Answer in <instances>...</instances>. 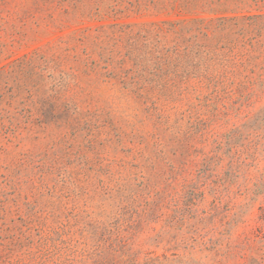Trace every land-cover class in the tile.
I'll list each match as a JSON object with an SVG mask.
<instances>
[{"label": "rangeland", "instance_id": "obj_1", "mask_svg": "<svg viewBox=\"0 0 264 264\" xmlns=\"http://www.w3.org/2000/svg\"><path fill=\"white\" fill-rule=\"evenodd\" d=\"M254 36L264 0H0V264H264V72L210 61Z\"/></svg>", "mask_w": 264, "mask_h": 264}, {"label": "trees", "instance_id": "obj_2", "mask_svg": "<svg viewBox=\"0 0 264 264\" xmlns=\"http://www.w3.org/2000/svg\"><path fill=\"white\" fill-rule=\"evenodd\" d=\"M257 21H254L251 16L240 18L228 16L211 19L202 18L198 20L197 29L199 35L209 40L211 34L223 32L230 28L239 29L241 33L243 31L254 33L255 27L259 24ZM257 32L261 35V30L258 29ZM255 36L244 42V46H250L249 53L234 52L237 46L235 44L233 47H230L231 49H228V52H222L220 54L213 53L210 61L217 63L226 75L239 76L241 71L248 70L251 73H255L257 68H260L264 72V41L258 40V37L256 38ZM222 48L226 47L222 46ZM256 53L257 55H255ZM209 54L210 52L207 55L209 56Z\"/></svg>", "mask_w": 264, "mask_h": 264}]
</instances>
